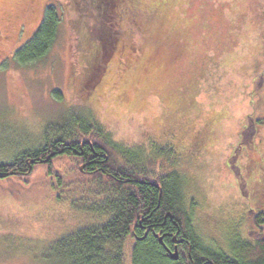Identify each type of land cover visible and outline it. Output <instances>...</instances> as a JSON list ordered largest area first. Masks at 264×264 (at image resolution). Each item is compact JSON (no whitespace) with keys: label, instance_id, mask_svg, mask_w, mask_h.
<instances>
[{"label":"rangeland","instance_id":"1","mask_svg":"<svg viewBox=\"0 0 264 264\" xmlns=\"http://www.w3.org/2000/svg\"><path fill=\"white\" fill-rule=\"evenodd\" d=\"M66 4L4 0L0 6V163L42 144L52 124L93 109L129 148L177 149V167L190 179L187 203L208 243L223 247L235 229L249 238L251 210L264 206V0H139L150 24L136 37L141 59L159 62L121 79L112 66L97 100L85 99L75 82L84 61ZM50 5L61 18L54 45L41 59L19 63L16 53ZM18 6L28 8L25 16L9 23ZM118 81L128 83L130 100L121 98ZM55 167L68 183L77 182L75 172L86 174L66 157ZM24 181L29 187L19 191ZM51 181L42 168L0 181V264H67L50 246L88 225L91 215L71 204L72 192L62 198ZM21 194L27 199L19 202Z\"/></svg>","mask_w":264,"mask_h":264},{"label":"trees","instance_id":"2","mask_svg":"<svg viewBox=\"0 0 264 264\" xmlns=\"http://www.w3.org/2000/svg\"><path fill=\"white\" fill-rule=\"evenodd\" d=\"M138 1L67 0V12L75 15L70 25L76 32V52L79 61H84L75 82L85 99H99L112 66L121 79L133 68L152 71L159 62L156 57L141 59L142 47L136 37L149 31L150 24ZM60 24L56 5H50L33 37L16 53L18 62L27 64L44 57L56 41ZM126 84L116 82L121 98L127 101L132 90L125 89ZM256 153L255 159L261 160V153ZM177 154L174 146L157 143L149 153L144 148H129L114 139L93 109H83L52 124L36 148L0 163V181L14 176L25 179L42 168L52 180L51 187L64 194L62 198L72 192L71 204L91 215L88 225L50 246L67 264H264V206L251 210L249 238L235 229L223 247L208 243L196 224L194 208L187 203L185 188L190 179L177 167ZM49 157L48 163L40 165ZM64 157L75 166L85 162L87 170L94 172L77 171V182L68 183L55 167L56 160ZM29 184L19 183V191ZM20 196L19 202L27 199ZM175 240L180 241L178 260L170 257Z\"/></svg>","mask_w":264,"mask_h":264},{"label":"flooded vegetation","instance_id":"3","mask_svg":"<svg viewBox=\"0 0 264 264\" xmlns=\"http://www.w3.org/2000/svg\"><path fill=\"white\" fill-rule=\"evenodd\" d=\"M4 3V0H0V6L2 5ZM27 7L26 6H24V7H22V6H18V7H16L14 10H13V13H11V12H9L10 14H9V18L7 19L8 20V22L9 23H12V22H15L16 20H21V18L22 17H24L25 16V13L27 12ZM77 154V153H76ZM77 155H79V154H77ZM35 163V162H34ZM39 163H41L40 165H45L46 163H42V162H39ZM89 164H86L85 162L84 163H81L80 164V171H82L83 173H90L91 171H89V170H87V166H88ZM84 166V168H83V170L81 169L82 167ZM99 168H96L95 170H98ZM92 172H94L93 170H92ZM91 172V173H92ZM10 176H14V175H10ZM176 246H178V251H179V253H180V244H176L175 243V241H174V250L176 249ZM166 250L169 252V248H166ZM173 251V250H172Z\"/></svg>","mask_w":264,"mask_h":264},{"label":"water","instance_id":"4","mask_svg":"<svg viewBox=\"0 0 264 264\" xmlns=\"http://www.w3.org/2000/svg\"><path fill=\"white\" fill-rule=\"evenodd\" d=\"M90 143V142H87ZM84 145V144H83ZM51 159V157H49L47 160L43 161V163H48V161ZM84 166L81 168L83 170ZM8 175H14V173L8 174ZM162 242V239H161ZM175 243L178 245L180 244V241L175 240ZM170 257L174 260H178L179 258V251H178V246H176V249L174 250V252L170 251Z\"/></svg>","mask_w":264,"mask_h":264}]
</instances>
